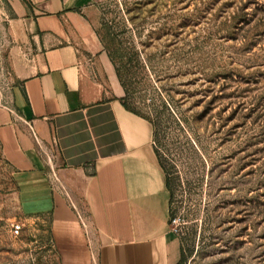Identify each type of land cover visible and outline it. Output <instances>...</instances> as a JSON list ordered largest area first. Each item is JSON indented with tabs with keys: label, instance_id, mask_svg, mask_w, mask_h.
<instances>
[{
	"label": "rangeland",
	"instance_id": "rangeland-1",
	"mask_svg": "<svg viewBox=\"0 0 264 264\" xmlns=\"http://www.w3.org/2000/svg\"><path fill=\"white\" fill-rule=\"evenodd\" d=\"M92 3L113 82L156 119L180 264H264V0ZM11 17L0 0V32ZM16 192L0 149V264H60L49 218Z\"/></svg>",
	"mask_w": 264,
	"mask_h": 264
},
{
	"label": "crops",
	"instance_id": "crops-1",
	"mask_svg": "<svg viewBox=\"0 0 264 264\" xmlns=\"http://www.w3.org/2000/svg\"><path fill=\"white\" fill-rule=\"evenodd\" d=\"M9 3L0 149L21 212L49 218L60 264H176L153 128L121 103L92 0Z\"/></svg>",
	"mask_w": 264,
	"mask_h": 264
},
{
	"label": "trees",
	"instance_id": "trees-1",
	"mask_svg": "<svg viewBox=\"0 0 264 264\" xmlns=\"http://www.w3.org/2000/svg\"><path fill=\"white\" fill-rule=\"evenodd\" d=\"M124 91H125V90H124ZM125 94H126V92H125ZM160 102H161V108H162V109L168 110L169 107L171 108L170 102H169L168 100H166V103H165V102H162V101H160ZM121 103H122V105L125 107V109H127L128 111H130V112H132V113H134V114H136V115H138V116H141V117H143L144 119H146V120L149 121V123L152 125V128H153V142H155V138H156V135H157V123H156V119L154 120V119H152V118H150V117H147V116H145V115L139 113L138 111H136L134 108H131V107L129 106V104L126 102V98H125V97H122V98H121ZM167 107H168V108H167ZM171 109H172V108H171ZM174 121H175V120H174ZM175 122H176V123L178 122V124H180V122H181V124H182V121H180L179 118H177V121H175ZM154 146H155V144H154ZM155 152H156V155H157V158H158L159 164H160V166H161V169L163 170V173H164V176H165V187H166V189L169 191V179H168V177H167V175H166V173H165V169H164L163 164H162V162H161V160H160V156H159V154H158V152H157L156 147H155ZM49 234H50V229H49ZM50 238H51V235H50ZM183 257H184V254H183V252L181 251V255H180V258H181V259L179 258L180 260H179V262H177V264H180V263L182 262Z\"/></svg>",
	"mask_w": 264,
	"mask_h": 264
},
{
	"label": "built area",
	"instance_id": "built-area-1",
	"mask_svg": "<svg viewBox=\"0 0 264 264\" xmlns=\"http://www.w3.org/2000/svg\"><path fill=\"white\" fill-rule=\"evenodd\" d=\"M19 231H20V227H19V225H17V224L12 225V232H13V234H14L15 236L18 235ZM171 231H172L173 233H176V230H175V229H172Z\"/></svg>",
	"mask_w": 264,
	"mask_h": 264
}]
</instances>
